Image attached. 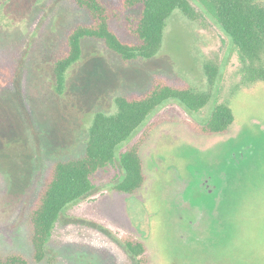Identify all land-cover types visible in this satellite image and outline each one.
<instances>
[{"label":"rangeland","instance_id":"obj_1","mask_svg":"<svg viewBox=\"0 0 264 264\" xmlns=\"http://www.w3.org/2000/svg\"><path fill=\"white\" fill-rule=\"evenodd\" d=\"M190 1L202 23L175 10L163 46L151 59L125 66L101 40L84 39L82 57L68 70L59 95L53 60L68 30L90 21L88 12L75 0H0V79L6 82L0 86V253L32 258L31 207L55 162L84 155L97 112L115 113L117 96L146 92L157 75L208 89L210 61L222 73L204 109L189 111L170 99L148 117L147 125L155 127L141 147L144 186L135 195L114 188L123 175L119 154L128 140L95 175L93 191L60 216L46 246L48 259L39 264H136L121 241L131 235L144 241L151 264H264V82L238 88L240 60L232 40L212 17L209 0ZM112 26L121 38L134 40L123 20ZM222 102L234 113L229 132L195 133L189 122L205 123ZM212 169L226 171L232 181L220 210L225 224L212 231L227 262H207L197 249L211 247L207 240L197 244L187 234L181 241L178 234L180 186ZM192 197L196 200L197 191Z\"/></svg>","mask_w":264,"mask_h":264},{"label":"trees","instance_id":"obj_2","mask_svg":"<svg viewBox=\"0 0 264 264\" xmlns=\"http://www.w3.org/2000/svg\"><path fill=\"white\" fill-rule=\"evenodd\" d=\"M75 2L88 12L90 21L78 23L68 30L64 48L53 60L55 91L59 95L65 92L68 70L82 57L84 39L101 40L128 66L133 61L151 59L159 53L175 10L193 22L202 23L201 14L190 0H119L117 5L106 0ZM208 4L212 17L238 52L240 67L237 74L241 76L238 88H251L264 82V0H209ZM129 12L137 13L127 15ZM114 20H123L126 32L134 40L121 38L112 26ZM205 71L208 89L186 82H172L157 75L146 92L117 96L115 113L97 112L89 128L84 155L55 162L31 207L32 258L21 253H0V264H39L48 259L46 246L60 216L69 205L93 191L95 175L114 162L117 148L128 140L119 154L123 175L114 188L122 193L137 194L147 181L141 147L155 127L147 125L148 117L170 99L178 100L189 111L204 109L214 98L222 69L208 61ZM4 84L6 82L0 79V86ZM234 120L231 104L222 102L215 104L205 123L189 122V125L200 135H223L229 132ZM144 126L146 129L137 136ZM121 241L136 259V264H151L144 241L132 235L123 236ZM232 264L238 262L233 260Z\"/></svg>","mask_w":264,"mask_h":264},{"label":"flooded vegetation","instance_id":"obj_3","mask_svg":"<svg viewBox=\"0 0 264 264\" xmlns=\"http://www.w3.org/2000/svg\"><path fill=\"white\" fill-rule=\"evenodd\" d=\"M187 179L188 182L180 186L179 191H183L178 193L175 200L176 209L180 212L177 218L180 240L182 241L185 238L184 235L187 234L196 236L197 244L199 241L203 243L207 240L206 242L213 247L197 248L208 260L207 262H214L219 258L227 262L230 257L224 252L221 253L222 249L218 248L221 242H217L219 238H213L212 231L222 222L225 224V221L221 219L220 210L224 209V203L229 197L231 177L224 170H213V173L204 170ZM193 191H197L196 200L192 197Z\"/></svg>","mask_w":264,"mask_h":264},{"label":"clouds","instance_id":"obj_4","mask_svg":"<svg viewBox=\"0 0 264 264\" xmlns=\"http://www.w3.org/2000/svg\"><path fill=\"white\" fill-rule=\"evenodd\" d=\"M260 225L262 228H264V214H262L260 217Z\"/></svg>","mask_w":264,"mask_h":264}]
</instances>
